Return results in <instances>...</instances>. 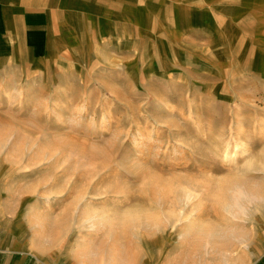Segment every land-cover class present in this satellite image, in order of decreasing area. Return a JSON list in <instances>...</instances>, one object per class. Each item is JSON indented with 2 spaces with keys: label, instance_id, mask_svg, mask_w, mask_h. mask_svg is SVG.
I'll list each match as a JSON object with an SVG mask.
<instances>
[{
  "label": "rangeland",
  "instance_id": "1",
  "mask_svg": "<svg viewBox=\"0 0 264 264\" xmlns=\"http://www.w3.org/2000/svg\"><path fill=\"white\" fill-rule=\"evenodd\" d=\"M123 1L109 35L94 14L57 65L0 75V191L38 260L251 264L264 251V43L261 72L245 70V45L123 26Z\"/></svg>",
  "mask_w": 264,
  "mask_h": 264
},
{
  "label": "crops",
  "instance_id": "2",
  "mask_svg": "<svg viewBox=\"0 0 264 264\" xmlns=\"http://www.w3.org/2000/svg\"><path fill=\"white\" fill-rule=\"evenodd\" d=\"M123 2V26L134 19L143 32L170 21L177 33L207 35L219 52L228 50L225 43L243 44L252 51L245 70L261 72L264 0H157L152 8L150 1L139 7L136 1ZM118 8L115 0H0V75L49 70L63 52L76 47L83 19L98 15L102 19L99 33L107 36L110 30L106 20L115 18ZM4 195L0 191V264H54L51 256L45 254L38 260L29 250L32 236L24 216L17 217L20 204L11 206ZM251 264H264V251Z\"/></svg>",
  "mask_w": 264,
  "mask_h": 264
},
{
  "label": "bare ground",
  "instance_id": "3",
  "mask_svg": "<svg viewBox=\"0 0 264 264\" xmlns=\"http://www.w3.org/2000/svg\"><path fill=\"white\" fill-rule=\"evenodd\" d=\"M149 264H154V262L151 260Z\"/></svg>",
  "mask_w": 264,
  "mask_h": 264
}]
</instances>
